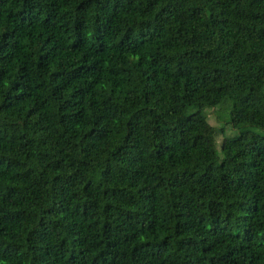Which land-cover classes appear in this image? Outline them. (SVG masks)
Wrapping results in <instances>:
<instances>
[{
    "label": "trees",
    "instance_id": "16d2710c",
    "mask_svg": "<svg viewBox=\"0 0 264 264\" xmlns=\"http://www.w3.org/2000/svg\"><path fill=\"white\" fill-rule=\"evenodd\" d=\"M243 11L264 24V0H0V264H264Z\"/></svg>",
    "mask_w": 264,
    "mask_h": 264
},
{
    "label": "rangeland",
    "instance_id": "374dc122",
    "mask_svg": "<svg viewBox=\"0 0 264 264\" xmlns=\"http://www.w3.org/2000/svg\"><path fill=\"white\" fill-rule=\"evenodd\" d=\"M241 14L243 18L251 23L252 27L260 28L264 26L262 22L256 21L248 12L243 11ZM229 111V102H224L215 109L206 108L202 111L207 120V125L202 130V134L205 130L203 134V142L205 145L211 144L210 146H213L215 148L218 157L221 156L219 150L221 140L223 138L236 135L239 132L238 129L232 128L228 123ZM251 131L264 136V130L252 128Z\"/></svg>",
    "mask_w": 264,
    "mask_h": 264
}]
</instances>
